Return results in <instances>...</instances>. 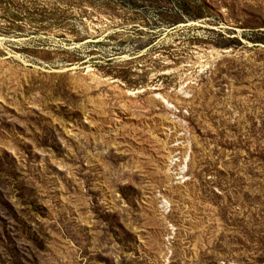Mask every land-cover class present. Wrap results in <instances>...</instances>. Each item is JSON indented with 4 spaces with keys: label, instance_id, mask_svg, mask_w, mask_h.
Listing matches in <instances>:
<instances>
[{
    "label": "rangeland",
    "instance_id": "374dc122",
    "mask_svg": "<svg viewBox=\"0 0 264 264\" xmlns=\"http://www.w3.org/2000/svg\"><path fill=\"white\" fill-rule=\"evenodd\" d=\"M0 264H264V0H0Z\"/></svg>",
    "mask_w": 264,
    "mask_h": 264
}]
</instances>
